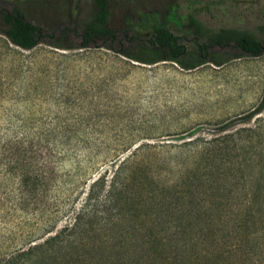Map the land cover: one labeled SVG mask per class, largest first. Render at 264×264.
<instances>
[{"label":"rangeland","instance_id":"obj_1","mask_svg":"<svg viewBox=\"0 0 264 264\" xmlns=\"http://www.w3.org/2000/svg\"><path fill=\"white\" fill-rule=\"evenodd\" d=\"M111 1L112 28L137 18L139 0ZM169 1L213 30H252L264 15V0H146ZM11 5L46 31L81 26L93 11L92 0H0ZM263 99L264 55L184 70L102 47L25 51L0 35V264H264V108L239 120ZM234 131L204 167L195 142ZM121 161L125 171L138 164L136 198L84 207L90 191L102 200L106 188L92 182ZM83 207L92 215L73 233L33 246Z\"/></svg>","mask_w":264,"mask_h":264},{"label":"trees","instance_id":"obj_2","mask_svg":"<svg viewBox=\"0 0 264 264\" xmlns=\"http://www.w3.org/2000/svg\"><path fill=\"white\" fill-rule=\"evenodd\" d=\"M92 2L93 11L89 20L83 25L65 24L48 31L31 24L24 17L20 6L11 5L9 10L0 9V35L14 47L25 51L41 43L60 50L102 47L140 64L152 65L167 61L175 63L184 70H191L205 63L220 66L228 60L264 55V15L252 30L225 27L213 30L195 18L197 10L188 9L183 16L178 15L180 3L177 1L160 3L151 7L146 0H139V3L132 6V14H137V18H125L121 26L112 28L109 24L113 10L112 1L92 0ZM137 5L139 7H136ZM171 27H178L181 35L172 33ZM146 34L148 37L144 38ZM121 41L125 45H120ZM142 41L146 43L149 50H153L152 53L138 47V43ZM97 42H100V45L97 46ZM115 44L118 48H115ZM186 44L191 46L196 55L193 62L191 59L183 60L187 53ZM263 108L264 99L254 111L243 115L239 120L246 122L260 113ZM232 124L233 121L226 122L220 127L219 132L227 131ZM239 131L195 142L196 153L200 155V159H204V167L210 166L218 155L227 153L232 142L228 138ZM248 131V129L241 130V132ZM123 161L118 163L108 178L103 175L92 182L102 189L106 188V191L102 200L90 191L86 196L84 207L115 206L121 201L136 198L133 190L138 184H134L135 169L138 164H134L133 166L136 167H129L125 171L122 170ZM199 167L200 161L194 168V172ZM147 181L151 182L150 184L154 183L151 178ZM181 184L180 179L177 186ZM153 192L154 189L146 191L144 197L153 198L154 195H151ZM84 207L74 215L71 224L46 238L40 245L33 246L42 248L59 240L60 235L65 231H67L66 235L73 233L79 227L82 217L92 215V210H86ZM4 264L13 263L7 261Z\"/></svg>","mask_w":264,"mask_h":264}]
</instances>
